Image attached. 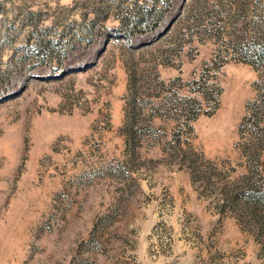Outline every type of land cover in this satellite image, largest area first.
<instances>
[{
  "label": "rangeland",
  "instance_id": "obj_1",
  "mask_svg": "<svg viewBox=\"0 0 264 264\" xmlns=\"http://www.w3.org/2000/svg\"><path fill=\"white\" fill-rule=\"evenodd\" d=\"M0 264H264V0H0Z\"/></svg>",
  "mask_w": 264,
  "mask_h": 264
}]
</instances>
